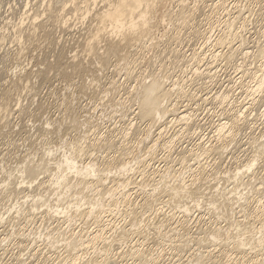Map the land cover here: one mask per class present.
Wrapping results in <instances>:
<instances>
[{
  "label": "bare ground",
  "instance_id": "1",
  "mask_svg": "<svg viewBox=\"0 0 264 264\" xmlns=\"http://www.w3.org/2000/svg\"><path fill=\"white\" fill-rule=\"evenodd\" d=\"M101 1L103 2V5L104 4L105 5L102 8L99 7V9H97V12L93 14L95 20L98 23L96 28L97 30L94 29L96 33L93 34L92 37H94L95 39L97 35H101V32H104L107 33L108 40L105 44L106 46L104 45L105 48L102 53L96 51L95 49H93V47H91L90 50L91 51L95 50V53L97 54V56H99L100 60L98 63H100V65L99 64L97 65H99L100 67H105V66L107 67V64L111 63L115 58H117L116 56H119L120 59L119 58H118L119 60L117 59L119 62L120 60L121 61L123 60L125 62V64L123 63L124 65L123 68H125L126 78L134 77L133 79L134 81H136V84L132 83V86L130 84V86L128 87L130 89L128 90V92L126 91L128 93V100L132 98L133 101L131 103V105H133L132 106L133 109L132 110L130 109V111H132V113L135 114L133 115L136 117L135 121H137L138 119L142 121V123L145 122L146 125H148L147 129L145 130L147 131V134L145 133V138L144 140L142 139L146 143L145 139L146 137L147 138L151 137L150 135L152 134V129L154 126H156V123L158 125L164 117H166L168 114L171 115V112L173 110L176 113L178 111L177 107H179L178 105L180 104V102L179 104L177 102L180 100L182 101V99H184L187 95H193V91L191 92L189 90L190 89L189 87L188 88L185 87L187 86V82H186L187 79L186 80L183 79H185L186 76H184L183 79L181 78V80L179 79V77H178L179 80L178 79L174 80L176 77L174 79L171 78L174 81L172 80V83L170 84L168 82L170 81L169 77L171 76L168 75L169 77L167 78V76H164L166 75L165 73L162 75L163 76L162 78H158V77L156 78V76L152 77V74L155 75V72L152 73L153 72L152 69L154 68V66L152 68L150 61H152V65L156 64L153 62V60L150 61L148 60L151 67L147 66V68L142 69V71L138 69L140 68V66H138L139 54L141 51H143L142 49L150 41L147 40L146 38V36L149 35L150 30H152L151 28L152 17L151 15H148L149 10H151V7L157 3L156 2L157 0H101ZM193 1L195 2H193V4L189 5L188 7L186 4L183 5L184 8L182 6L183 10L181 8L182 14H180L181 19H179V17L177 18L178 21H182V22H180V24L177 23L176 27L178 26V24L179 26H184L188 24L191 28L190 32L195 40V43L193 42L194 43L193 48H191L193 50L192 51L193 53L191 52L192 53L191 57L190 55L189 56L187 55L186 57L188 59L190 57L189 59L190 61L188 59L187 60L189 62L192 61L191 63H193L192 65L193 72H191L192 70L190 71L192 73V76L190 78L192 79L191 80L192 83L190 84L195 85L194 87L196 90V94L194 95L198 97V101L203 102L201 104H204L206 101L210 100L211 103L213 104L212 107L214 106L216 107V108L214 107L215 109L214 113H216V116L220 115L219 119L217 117L218 119L217 124L213 126L214 136L213 135L212 136L215 137L214 143H210V145H207V140H208L207 139L206 143L204 141L202 143L196 144V146L188 147V149L185 148L183 151L181 150L182 152L179 151L181 153V160H182L181 161L182 166L179 170H175V168L173 170V167L171 166L172 163L169 165L166 162L167 165L166 168L164 167L165 170L161 172L160 169L158 170L159 175H161L160 173L163 172L160 177L164 179L166 178L165 179L166 182L164 181L166 185H164L161 182L160 180L161 178L159 179V177H157L159 179V180L156 179L158 180V183H156L157 181L155 182L153 180L155 178H152V180L156 184H160L159 181L162 183L163 187L160 186L161 188L159 187V185L157 186L155 183L153 184L152 181L150 183L149 182L143 183L140 180L141 179L140 178L139 181L142 183H136V185L137 184L140 185V188L139 186L138 187L135 186V188L136 187L139 188L138 198L139 200L140 199L141 200L138 201H139V205H141L142 213L141 212L138 213L139 210L137 208V205H135L137 202L135 201L134 203V198L133 197L131 198L128 192L130 189L129 187L133 184V182L130 181L129 179L130 177L128 175H130L133 171H135V167H137V164L140 163L141 161L140 158H139L140 160L138 161L137 160L135 161L134 160L135 158L131 161L129 159L131 158V153L134 151L135 148L141 150L137 146H139L142 141L138 140L139 141L138 143V141L133 140L132 138L129 139L130 137L128 138L129 135L128 130L125 132V134L120 135L119 138L117 139L113 137L114 135L113 136L106 135L107 137L94 136L95 138L94 137L92 138V135L91 137L86 136L84 138L83 137L72 138V140L69 141L71 145L69 147H66V149L63 150L64 152H62V154L58 153L59 155L57 156L55 155L56 152H54L52 148H48V150H45L43 152V155L40 157L39 160L36 161L32 160L31 162L28 163V165L26 164L27 168L24 171H26V173H28L29 176L35 175L34 178H32L29 182H25L24 180H22V181H18L14 185L10 184V182L7 184L8 189H6L5 191H10V195L19 194L22 193V191L23 192L25 191L22 190L23 188H25L24 186L28 187L29 185L30 187L32 186L31 184L34 183L33 181H36V179L38 180L39 177L42 178L41 175L43 174V172L44 173L46 171L50 172L48 178L46 179L44 178L42 180L40 179V186L44 188L54 189L55 190L54 194H58V195L57 197L54 196L55 199H52L54 202H49V199L47 200L49 203L46 205L44 216L47 219H52V220L54 219V221L64 220L67 223L70 222L71 225L72 223L76 222V220L82 218L83 220L87 218L88 219L92 218L93 219L92 221L93 222L95 221L96 223L95 231L92 230V233H90L89 235L87 234V236L86 234H82L85 229H82L80 232L77 231L79 240L77 241L75 240V242H72L75 246V248H72L73 250L79 249L80 245L85 246V248L87 249L86 255L83 256L82 253L79 254L78 251L73 253L71 249H68L70 252L66 253L67 255L61 258L63 260L61 264H67L69 259L73 260V264H118L119 260L115 258L116 256L115 253L113 254V250L116 249L113 248L114 245L116 244V242H120V243L122 242L123 244L125 243L126 245L130 243H134L133 239H135L136 237H137V239H135L136 243L133 246H131L132 244L130 245V248H132L130 250H131V257L133 258V260L135 258L134 262L138 261V264H162L163 263L162 261L165 258L164 252H166V250L164 251L165 249L164 244L166 241L167 242L171 241L173 242V244L174 242L178 244L177 247L176 246L175 247L176 249L179 248L178 251H180L181 253H183V249L185 250L189 249L190 256L187 257L189 261L188 262L185 261L186 264H209L210 262L212 263V261L213 263H217V264H264V202L262 203V199L264 200V175L260 176L259 175L260 173H258L257 170L258 167H260V165L262 166V164L264 163V0H193ZM50 2L52 3V1ZM91 2L95 4L98 1L92 0ZM183 2L185 1L184 0L181 1V3ZM51 3L47 5H51L52 7L54 4L52 5ZM86 11L88 13L91 12L88 10V8ZM144 11H146L147 14H145ZM171 21L173 20L171 19ZM175 21L177 20L175 19ZM97 31H99V33ZM151 33L149 35L150 37L152 36ZM176 35L178 37L182 36L180 33L179 35L178 34ZM149 36L148 38H150ZM92 37H90V39ZM178 37H176V39L173 37V39L177 40ZM179 39L180 38H178V40ZM90 42L93 43L92 41ZM99 42L100 40L98 41V43ZM180 42L181 41H179V44H176L175 46H172V44L171 46H169L174 51L173 57H175V53H178L179 55L182 56L181 53L184 50H181V48L179 47ZM154 45L155 47L157 46V44ZM128 47L129 48L131 47V50L129 49L128 51L129 53L127 54V56L124 55L125 56L124 57L122 54L120 55V53L126 50ZM145 48L147 49L148 47L146 46ZM95 53L93 52V54ZM157 55L158 53H156V56ZM159 56H157V58ZM162 56L163 55L161 54L160 57ZM169 57H171V55ZM186 58L179 60L181 62L183 61L187 62V60H184ZM75 60L77 59L75 58ZM173 60H175V58H173ZM118 61L116 62L117 65H119ZM176 61L178 60L176 59ZM181 62L179 64L183 65V63ZM140 63L142 62L140 61ZM163 63L165 64V61ZM79 64L80 62L76 63L75 65L79 67L80 66ZM230 68L234 69V71L237 73V77H233L230 75L229 70L232 71V69ZM160 74L161 73H159V75ZM156 75L158 74L156 73ZM150 76L152 78H149ZM190 79H188V81ZM226 82L227 83L229 82V84L228 86L225 87L224 84ZM185 83L186 85H184ZM205 90L209 91L207 93H209L210 96L206 93L209 97L207 96L206 98H204V96L202 95V92H204ZM174 96L175 98H177L175 99L176 100L174 102L175 104H173V106H170L171 104L167 105V103H169L170 101V98L172 100ZM188 97L190 98V96ZM206 104L208 105V102H206ZM198 105L200 104L198 103L196 106ZM204 106L206 105H203V107ZM175 108L177 111L175 110ZM182 110L183 109H181V111ZM206 110H209V108L208 109L206 108ZM174 111L172 113H174ZM185 111L186 110H184V112ZM184 112H182L183 114L180 113L181 116L179 117L177 116L175 120L183 122L187 124L186 126H188L189 122L193 120L191 119V114H190L192 111L191 112L187 111L188 113L187 112L184 113ZM73 113L77 116L76 110ZM168 122L169 120H167L166 123ZM180 122L179 124H181ZM205 122L208 123L207 121ZM205 122H203V124H205ZM133 123L131 124L132 127L136 125V122L134 125ZM162 123H160L159 125H161ZM173 123L176 124L175 121ZM199 124L200 123H198V125ZM200 126L201 125H199V127ZM188 127L191 126L189 125ZM194 127H196V124ZM182 129L185 130L186 128H182ZM190 131L188 130V132ZM245 132H247V136H248L247 137L248 140L246 142L247 147L245 149V151L248 154L247 157L248 159L247 161L246 160L244 161H246L247 164L245 165L244 163L240 165L238 164L236 168L233 169L234 170L233 172L230 169L231 173L229 171L228 172L223 171L221 168V162L224 161L223 159L227 154L228 150L230 148L233 150L232 148L233 141L238 140L240 135ZM193 134H197V133H193ZM132 135H135L134 132L131 134V136ZM174 137L177 138L176 135ZM175 138L165 140L164 144H163V140L161 141L163 147L164 145L166 146L165 150H168L167 147L169 146L171 147L173 145V143L175 142ZM149 139L151 140V138ZM153 139L156 138L154 137ZM161 139H158V141ZM211 140L209 142H211ZM152 141L150 143H152ZM158 141H154L153 144L149 145L151 146V150L153 151L152 153L157 152L155 149H157L158 147ZM235 145L236 144H234L233 146ZM159 147L161 148V146ZM241 147L243 149V146ZM231 149L230 151H232ZM99 150L104 152L105 151L107 152V150H111L112 154L109 153L110 155H106L107 153H105L106 156L102 160L104 162L101 163L99 162V160L104 155L102 157H99V155L96 156L97 153L94 154L96 151L98 152ZM148 151H149V147H148ZM140 153L142 154V156L140 155L141 157H144L143 154L146 155V152L144 151L143 153V150H141ZM148 154L146 157H149ZM211 155H213V159H215L213 161H215L217 166L215 169H212V171H209L208 170L209 168H207L206 166L205 160H207V157ZM151 156H153L152 157L153 159L154 155L152 154ZM245 158H241V159H245ZM136 159H138L137 155H136ZM166 160L167 159H165V161ZM169 160L170 159H168L167 161ZM142 161H144V158H142ZM170 161L172 162V160ZM241 162H243V160ZM106 167L110 169H107ZM145 167L147 168V166ZM150 167L149 169L147 168L149 171H150ZM229 168L227 169L229 170ZM107 170L108 173L110 171L114 173V177L112 175L113 178L111 176L109 177L110 182L109 181L107 182V180H109L108 175L110 173L107 176L104 175V172ZM156 173L157 172H154L152 173V175L153 174L156 175ZM223 173H225L226 175ZM142 174L140 175L144 177L146 176V174L145 175ZM133 175H132L133 178L131 180H133L136 177L135 175H134L135 177ZM221 175L222 176L225 175L224 177H226L230 181L232 180V183L234 185V187L232 186L234 188L233 191L231 190V192L230 191L226 192L228 191L225 190L228 185L224 186V183L226 181H224V183L223 181L221 182L223 183L222 187L220 188L216 187L217 190L214 189L216 192H213V190H211L213 189V187L215 188V185L217 186L219 184L220 180H222V179L220 180L218 179L219 177H222ZM216 177L219 180V182L217 184L213 183L214 186L212 185L213 186L212 187L211 180L213 181V179ZM226 178L224 180H226ZM217 179L215 180L218 181ZM135 180L137 181V178L134 179L133 181ZM147 180L149 181L151 179L147 178ZM23 182L25 183L23 184ZM227 182L229 183V181ZM205 184L206 185L209 184L211 186L210 187L208 185V188L210 187L211 189L210 188L209 189L212 192H210V190L207 188ZM230 184L231 182L229 183V185ZM202 187H204L205 189L207 188L206 190L207 191L209 190L208 192L210 193L208 194L206 190H204L205 192L204 193L202 191L203 189ZM230 189L232 188L230 187ZM103 190H105L107 194V200L106 199L102 200V198L105 197L106 195L101 196L100 193L98 195L101 196L102 198L98 197V199L100 198V200H98L97 198L93 200L97 195V193ZM88 191L89 192L93 191V193L95 192V195L91 192V195H94V197L92 196L93 199H90L92 197L89 198L88 194L90 195V193ZM255 191L257 195L258 193L262 194V197L260 196L261 199L256 198L257 195L254 194ZM105 192L102 193L105 194ZM133 192L135 193V191ZM250 192L251 193L253 192V194H251ZM166 195H168L170 199L173 198V200L168 201L169 198L166 199L165 198ZM25 196L27 199H29L30 196L32 195L25 194ZM177 198L178 200H176ZM174 199L176 200V202H174L175 201ZM31 200L32 201L29 204V210L22 211V213L24 214L29 212L30 218H27L29 222L34 221V219L37 217L36 214L38 213L40 214L43 212L40 211L41 207H39L40 205H38V202H36L34 198H31ZM251 200L260 202L258 203L259 205L257 204L258 206L256 207L258 208L256 210L255 208L254 210L251 211L247 209L249 208L248 206L250 205ZM44 201L46 202V199ZM203 202H206V205ZM202 204L205 205L206 207H203ZM133 205L136 206L138 210V211L136 210L137 212L133 210L135 209ZM201 206L204 209H207L208 211L207 213L211 215L210 218L208 217L210 221L206 227L201 226L202 225L201 223V225H199L200 227L197 226L199 227L197 231L194 230L192 231L191 228L194 226L190 228L189 225V219H190L189 217H191L190 214L192 212L191 209H194L193 207H196V209L198 207L201 208ZM114 207L117 210V211L115 210L116 213L120 212L118 211L120 207L121 208L120 210H123L122 208H127L128 210L130 209L132 214L134 212L135 215L138 214V216L136 215L137 216L136 217L135 215H133L136 217L137 222L134 219H131L133 220V222L128 221V223H125V225H123L122 227H118L117 230H115L114 234L110 235L107 234L109 231H107L106 228H108V230H111L110 228H113L114 230V227H112L113 220H111L112 221L111 223L106 224L105 222H108L109 220L104 221L105 220L104 217L106 216L107 213L113 211ZM127 209L126 211H128ZM236 209H239L240 211L238 212ZM178 210L181 213V218H179V216L176 215ZM216 210L219 213L215 215L214 213H217ZM115 211L113 213L111 212V214H114ZM241 211L242 213H240ZM129 213L126 214L125 212L126 215H128ZM238 213H240L241 215L240 214L237 215ZM108 215L110 214H107V216ZM175 216H177L178 218ZM129 218H132V216H130ZM191 219L193 218L191 217ZM222 221H224L225 224H222L221 223ZM84 222L86 223V221ZM197 224H199V222ZM116 226H119V224L118 225L116 224ZM46 229H48V227ZM52 231L54 230L50 229L47 231V233L45 232L47 234L45 235L48 240L50 239V237L55 238V236L52 235L53 234ZM32 232L33 231L31 230L29 234L23 233V235L25 237L27 235L31 236ZM154 233H157V235L160 234L161 236L160 238L158 237L159 239L157 238V236L155 237L157 239V244H158L157 248L155 247L152 248L150 247L151 245L149 246L150 248H146L147 246L146 242L150 238V234H154ZM58 241L59 240H57V243ZM219 241L223 246H221L222 249H219L216 252L215 250L217 249H211L210 246L214 245L211 243L216 244L217 242L219 243ZM70 243H71L70 241L69 242L64 241L63 243L60 244L58 243L60 246H56L52 242L47 241L48 247L50 245L58 248L63 247L62 250L64 249L67 250V248L71 245ZM71 246L74 247L73 245ZM76 246H78L79 248H77ZM126 252L124 253L125 255ZM129 252L127 253L129 254ZM176 252L177 251H175V254ZM176 255H178V253ZM59 256L60 255H58L57 257ZM118 257L121 256L118 254ZM178 257L180 258L176 259L174 255L175 259H171L173 260L172 264H185L184 262H181V260L183 261V259L181 258L182 255Z\"/></svg>",
  "mask_w": 264,
  "mask_h": 264
},
{
  "label": "rangeland",
  "instance_id": "2",
  "mask_svg": "<svg viewBox=\"0 0 264 264\" xmlns=\"http://www.w3.org/2000/svg\"><path fill=\"white\" fill-rule=\"evenodd\" d=\"M50 1H52V3ZM68 1L69 0H0V264H61V262L63 261L61 258L66 256L67 255L66 253L70 252L68 249H71L73 251V253L78 251L79 254L82 253L83 256L86 255L87 249L85 248V246H82V245L79 246V244H78V246L80 248L78 246H76L79 249L73 250L72 248H75V246L72 242H75V240L76 241L79 240L78 239V237H79L78 232H80L82 229H85L82 234H86V236H87V234L89 235L90 233H92V230L95 231L96 223H95V221L94 222L92 221L93 220L92 218H90V219L87 218L85 220H83V218L78 219V220H76V222L72 223V225H71L70 222L67 223L64 220L54 221V219L53 220L47 219L44 216L45 215L44 211L46 209V205L49 202H54L52 199H55V197H57V195H58V194H54L55 193L54 189L44 188V187L40 186V179L42 180L44 178L45 179L48 178V175L50 174V172H47V171L45 173L43 172V174L41 175L42 178L39 177L38 180L36 179V181H33L34 183L32 182L33 183V184H31L32 186L29 187V185H28L29 188L24 186L25 188H23L22 190H25V191L24 192L22 191V193L10 195V191H5L6 189H8L7 184L9 182H10V184L14 185L18 181L24 180L25 182H29L32 178H34L35 175L29 176L28 173H26V171H24V170L27 168V165L29 162H31L32 160H34V161L39 160L40 157L43 155V152L45 150H48V148H52L54 150V152H56L55 155L57 156L59 154H62V152H64L63 150H65L66 147H69L71 145V143L69 141L72 140V138H81V137L84 138L86 136L91 137V135H92V138L94 136L95 137H101V136L107 137L110 135L111 136L114 135L113 137L117 139V138H119L120 135L125 134V132L128 130V134L130 135V136L128 135V138L130 137L129 139L132 138L133 140H136V141H138V140L142 141L140 143V145L138 144L141 147H139V146H137V147L139 149L143 150V153H144V151L146 152V155L143 154L144 157H141L142 156V154L140 153L141 150H138L137 148H135L134 151L132 152L133 154L131 153V158L129 159L130 161L133 160L134 158H135L134 159L135 161L136 160L138 161L141 159L140 163L137 164L138 168L135 167V171H133L134 173L133 172L131 173L132 175L134 174L136 176L135 177L133 175L135 177L134 179L137 178L138 182L136 180L133 181L134 179L131 180L133 178L131 174H130L131 176L128 175L130 177L129 178L130 181L133 182V184L129 187L130 189L128 192L130 194V197L134 198V203H135V201L137 202L135 205H137V208L139 211L137 210L135 205H133L135 207V209H133V210H135V211L137 210L138 213L139 212L142 213L141 205H139V201L141 199L139 200V198H138V191H139L138 189L140 188V185L139 184L136 185V183H142V182L143 183H148V182L150 183L152 181L154 184L156 181H157L156 183H158V180L161 178L160 179L161 182L164 185H166V183H165L166 178L164 179V178L160 177L163 172L160 173L161 175L158 174L159 169L161 172V171L165 170L164 167L166 168L167 163L169 165L172 163L171 166L173 167V170H174V168H175V170H179L182 166V163H181L182 160H181V153L180 152H182L185 148L188 149V147L196 146V144L202 143L204 141L206 143L207 139H208L207 145H210V143L215 142V139H214L215 137H213L214 136V132H213L214 127L213 126L217 124V121L220 118V115L216 116V113H214L215 112V109H214L215 106L212 107L213 104L211 103L210 100L206 101V102H208V105L206 104V102L204 104H201L203 102L198 101V97L196 95H194V94H196V90L194 87L195 85L190 84V83H192L191 82L192 79H190V78L192 76L191 72H193V66H192L193 63H191L192 61L189 62L190 61L189 59L191 57V54L193 53L192 52L193 50L191 48H193L195 40H194L193 35L190 32L191 31L190 26L188 24H186L184 26H179L180 22H182V21H178V19H177L178 17H179V19H181L180 14H182V10L184 8L183 5L186 4L188 7L189 5L193 4V2H195V1L184 0L185 2H183L184 3L183 4V3H181V1H183V0H157L156 1L157 5L155 4L154 6L151 7V10H149L148 15H151V17H152V20H151L152 21V23H151L152 30H150V33L152 32L151 37L153 39L149 36L150 33H149V35L147 34L151 39L148 38V36H146L147 40H150V41L148 44H146V46L148 48L146 49L145 48L146 46H145L142 49L143 51H141L139 54L138 63L140 65L138 64V66H140V68H138V69L142 71V69H146L147 66H149V67L152 66V68L154 66V68L152 69L153 70L152 73L155 72V75L152 74V77L156 76V78L157 77L162 78L163 77L162 75L165 73L166 75H164V76H167V78H168L169 77L168 75H170L171 76V77H169L170 81L168 79L169 84L172 83V80L175 77L176 78L174 80L178 79V77L181 80V78L183 79L184 76H186L185 79H183V80L187 79V81H186L187 86H185V87L186 88L189 87L190 88L189 90L191 92L193 91L194 96L193 95H187L184 99H182V101L181 100L178 101L177 102L178 104L180 102L179 105L177 104L179 107H177V105H176L178 111L175 108V110L177 111L176 113L174 110H173L174 113H172L173 111L172 112L170 111L171 115L168 114L166 117H164L166 119L163 118L162 121L159 120L160 123H162V122H164V123L159 125L160 123L158 122L159 126L156 123V126H154L152 129L153 135L151 134L150 135L151 137H148V138L146 137V139H145L146 143L143 140L145 138V133L147 134V131H145V130L147 129L148 125H146L145 122L142 123V121H140L138 119H137L138 122L135 121L136 117L133 116L135 114H133L132 111H130V109L131 110L133 109V107H132L133 105H131V103L133 101H132V98H130L128 100V93L127 92L130 89V88H128L130 86V84H131V86H132V83L136 84V81H134V79H133L134 77L126 78L125 68H123L124 67L123 63L125 64V62L123 60H122L123 62L121 60L119 62L118 61L120 59L119 56H116L117 58H115L111 62L112 64L111 63L107 64V67L106 66L100 67L99 66L100 63H98L100 60L99 56H97V54L95 53V50L102 53L104 51L105 46H106L105 44L108 40V38H107L108 35H107V33H104V32H101V35H97V37L95 38L96 40L94 39V37H92L93 34L96 33L95 30H97L96 28H97V23H98L95 20L93 14H95L97 12V9H99V7L102 8L105 4L103 5V2L101 0H97L98 2L95 4H93L91 2L92 0H87V1L86 0H70L69 2ZM49 3H51L52 5L54 4V5L51 7V5H47ZM75 3H76V5H75ZM57 4L58 5L60 4L59 6L61 8ZM49 6H50V8H49ZM182 6H183V8H182ZM56 7H58V8H56ZM45 8H46V10H45ZM87 8L91 12L88 13L86 11ZM91 8H92V10H91ZM181 8H182V10H181ZM75 9H76V11H75ZM40 11L43 13V15ZM144 13L147 14L146 11H144ZM144 13H142V14H144ZM166 13H168V14H166ZM27 16L29 19L27 18ZM34 16H36V17H34ZM38 16H40V17H38ZM83 16H86V17H83ZM174 18L177 21H175ZM171 19L173 21H171ZM170 22H173V23H170ZM174 23H175V25H174ZM177 23H179V24L176 27ZM178 27H180V28H178ZM173 29H175V30H173ZM170 30H171V32H170ZM97 32L99 33V31H97ZM181 32H183V33H181ZM175 33L178 35L180 33L182 36L178 37ZM172 35H175V36H172ZM90 37H92V38L90 39ZM173 37L175 39H176V37H178L181 40L180 39L178 40V38H177V40H174ZM184 39H185V41H184ZM93 40H95V41H93ZM99 40H100V42L98 43ZM90 41H92L93 43H91ZM168 41H169V43H168ZM179 41H181L179 47L181 48V50H184L181 53L183 57L181 55H179L178 53H175V57H173L174 51L169 46H171V44H172V46H175L176 44H179ZM149 44H150V47H149ZM154 44H157V46L155 47ZM91 47H93V49H95V50L91 51L90 50ZM129 49L131 50V47L130 48L128 47L126 50L121 52L120 55L122 54L123 56L124 55L127 56V54L129 53L128 52ZM190 49H191V51H190ZM163 51H165V52H163ZM93 52L95 54H93ZM156 53H158L157 56H159V55L161 56V54L163 56L162 57L159 56L157 58ZM184 54H186V55H184ZM170 55H171V57H169ZM187 55L188 56L190 55L189 59L186 58ZM154 57L156 60L154 59ZM172 57L175 58V60H173ZM176 57H178V58H176ZM75 58L77 60H75ZM171 58H172V60H171ZM183 58H186L184 60L188 59L189 61L187 60V62H185V61L181 62L180 60H182ZM157 59H159V60H157ZM176 59L178 61H176ZM116 60L119 62V65H117ZM148 60L149 61L153 60V62L156 64L153 63L154 65H152V61H150V63H151V66H150ZM75 61H76V63L80 62L79 67H77L75 65L76 64ZM140 61L142 63H140ZM164 61H165V64L163 63ZM179 61L181 63H183V65L179 64L180 63ZM97 64H99V65H97ZM114 64H116V65H114ZM160 64H161V66H160ZM171 64H173V65H171ZM163 65H164V67H163ZM83 66H84V68H83ZM183 66L186 68H184ZM117 68H118V70H117ZM230 69H232V68H230ZM161 71H163V72H161ZM229 71H230L229 73L231 76L237 77V73L234 71V69H232V71L234 73L231 70H229ZM158 72L161 73L160 74L161 76L159 75ZM156 73L158 75H156ZM232 73H233V75H232ZM112 77H114V78H112ZM152 77L150 76L149 78H152ZM164 78H166V77H164ZM171 78H173V79H171ZM188 79H190L189 80L190 82L188 81ZM115 80H117L118 82ZM94 83H95V85H94ZM127 84H129V85H127ZM228 84H229V82L228 83L226 82L224 84L225 87L228 86ZM184 85H186V83ZM105 88H106V90H105ZM204 92H202V95L204 96V98H206L208 95L210 96V94L207 93L209 91L205 90ZM102 95H103V97H102ZM188 96H190V98ZM125 97H127V98H125ZM195 97H197V98H195ZM175 99H177V98H175V96H174L172 98V100H173V102H172V100L170 98V101L168 100L169 103H167V105L171 104L170 106H173V104H175L174 102L176 101ZM198 103L200 104V105H198L199 107L202 106V107H200V109L198 106H196ZM187 105H188V107H187ZM203 105H206V106L203 107ZM180 106H182V107H180ZM206 108L207 109L209 108V110H206ZM181 109H183V110L181 111ZM191 109H193V110H191ZM75 110L77 112V116L73 113ZM184 110H186V111L184 112ZM200 110H201V112H200ZM187 111H189V112L192 111L190 114H191V119H193L194 121L191 120L190 121L191 123L189 122V124H188V126L190 125L191 127L186 126L187 124H185L183 122L175 120L177 118V116L179 117V116H181V114H183L182 112L186 113ZM206 113H208L209 115ZM197 114H198V116H197ZM199 114H200V116H199ZM210 114H213V115H210ZM217 117H218V119H217ZM172 119H173V121H172ZM167 120H169L168 123H166ZM170 120H171V123H170ZM213 120H214V122H213ZM174 121L176 124L173 123ZM196 121L198 123H200L199 124V125H201L200 127ZM205 121H207L208 123H206ZM131 122L132 123L134 122L133 125L136 122V125L133 126L134 128L131 126V124H132ZM139 122H141V123H139ZM179 122L181 124H179ZM203 122H205V124H203ZM195 124H196V127H194ZM181 126H183V127H181ZM182 128H186V129L184 130ZM187 129L189 131L191 130L192 133H191V131L188 132ZM194 130L195 131L198 130V131L195 132ZM160 131L163 133H161ZM179 131H180V133H179ZM247 131H249V130H247ZM133 132L135 135L131 136V134ZM186 132H188V133H186ZM193 133H197V134H193ZM245 133H242L238 140L233 141V144H232L233 150L231 148L230 149L234 152L230 151V149H229L227 154L225 155V157L223 159L224 161H222L223 164L221 162V168L223 171H225V172L229 171L231 173V170L233 172L234 171L233 169H235L238 164L239 165L243 164V163H244V165L247 164L246 161L248 159L247 158L248 154L245 151V149L247 147L246 142L248 140L247 139L248 136H247V132H245ZM181 134H182V136H181ZM175 135L178 139L174 137ZM154 137L157 140L153 139ZM157 137H159V138H157ZM149 138H151V140ZM171 138H175V142L172 145L173 147L169 146L171 149L172 148L173 149L171 150L169 147H167L168 150H165L166 146L164 145V147H163L164 141L169 140ZM152 139H153V141H152ZM158 139H161V140L158 141ZM180 139H181V141H180ZM213 139H214V141H213ZM162 140H163V144L161 142ZM210 140H211V142H209ZM139 141H138V143H139ZM151 141H152V143H150ZM154 141H158V147H157V149H155L157 152L152 153L153 151L151 150V146H149V145L153 144ZM142 143H143V146H142ZM159 143H161V144H159ZM234 144H236V145L233 146ZM159 146H161V148ZM241 146H243V149ZM148 147H149V151L151 150L150 152L148 151ZM101 150H102V148H101ZM101 150H99L98 152L96 151L94 154L97 153L96 156L99 155V157H102L104 155L99 160V162L102 163V162H104V161H102L103 158L106 155H110L112 153H111V150H107V152L106 151L104 152ZM134 152H137V153H134ZM105 153H107V154L105 155ZM135 154L137 155L138 159H136ZM147 154L149 155V157L153 154L154 158L152 159L153 156H151L149 159V157H146ZM145 157H146V160H145ZM235 157H236V159H235ZM142 158H144V161H142ZM241 158H245V159H241ZM165 159H167V160L170 159V160H172V162L170 160L165 161ZM179 159H180V162H179ZM213 160H215V159H213V155L208 156L207 160H205L206 166H207V168H209L208 169L209 171H212V169H215L217 166L215 161H213ZM242 160H243V162H241ZM244 160H246V161H244ZM146 161H147V163H146ZM187 165H190V164H187ZM145 166H147L148 169L151 166L150 171ZM139 168H141L143 171ZM161 168H162V170H161ZM227 168H229V170ZM107 169H110V168H107ZM140 170L143 172L144 175L145 174H146V176L148 174L149 175L147 177L141 176L140 174H142V172ZM166 170H168V169H166ZM257 170H258V173H260L259 175L263 176L264 175V163L262 164V166L260 165V167H258ZM151 171H152V173L157 172L156 175H154V174L152 175ZM135 172H136V174H135ZM137 172H138V174H137ZM109 173H108V170L104 172V175H106V176L109 174L108 175L109 180H107V182L108 181L110 182V178H109L110 176L112 177V175H113V177H114L113 172L110 171ZM223 174H225V173H223ZM45 175H46V177H45ZM149 176H151V177H149ZM224 176L218 178L219 180L222 179V180H220V182L217 179V177L214 178L213 181L211 180L212 183L210 182L211 186L213 185V183L217 184L219 182V184H218L219 186L215 185V188H214L213 187L214 185H213L212 186L213 189H211L210 188L211 186L208 184L210 186L209 188L211 190H213V192H216L215 191V190H217L216 187L217 188L222 187V184L224 183V181H226V182L229 181V183L231 182L230 185L228 182H227L228 184L226 182L224 183V186H227V185L229 186V187L228 186L226 187L225 190H228L226 192H229V191L231 192V190L233 191L234 185L232 183V180L230 181ZM142 177H143V179H142ZM157 177H159V179ZM147 178L151 179V180L148 181ZM152 178H155V179H153L155 182L152 180ZM225 178H226V180H224ZM139 179L142 182H140ZM156 179H158V180H156ZM215 179H217L218 181H216ZM144 181H146V182H144ZM206 181H207V179H206ZM222 181H223V183H221ZM25 182H23V184ZM161 182L159 181L160 184H156V183L155 184L157 186L159 185V187L160 186L163 187ZM255 183H257V182H255ZM23 184H21V185H23ZM26 185H27V183H26ZM208 185H206L207 188H208ZM135 186H137V187L139 186V188H137V187L135 188ZM206 186H204V187H206ZM204 187H202L203 192H204V190L207 189V188L205 189ZM230 187L232 189H230ZM211 190H210V192H212ZM133 191H135V193ZM208 191L206 190V192H208ZM91 192L93 193V191H91ZM91 192H89L90 195L88 194L89 198L92 196L94 197V195H95V192L93 193L94 195H91ZM102 192H105V190L98 192V193L96 192L97 195L95 196V198L93 199V197H92L90 199L95 200L96 198L98 199V197L106 195L105 197H103V198L101 197V198H102V200H104V199L107 200L106 192H105V194ZM131 192H132V194H131ZM210 192H208V194ZM99 193L101 196L98 195ZM25 194H28V195L31 194L32 196H30V198L27 199ZM251 194H253V192ZM254 194L257 195L256 191ZM260 194L261 193H258L257 196H259V197L256 196V198L261 199L262 194L261 195ZM31 198H34L35 201L38 202V205H40L39 207H41L40 211L41 212L43 211L42 212L43 214L38 213L39 214L38 215L35 213L37 217L34 219L33 222H31V221L29 222L27 219V218H30L29 212H27L25 214L22 213L23 210H29V204L32 201ZM165 198L166 199L169 198L168 201L173 200V198L170 199V197L168 195H166ZM45 199H46V202L44 201ZM48 199H49V202L47 201ZM98 200H100V198ZM176 200H178V198ZM176 200L174 202H176ZM250 202L251 203L248 206L249 208H247L250 211L254 210V208L256 210L258 208L256 206H258L259 205L258 203H260L258 201H254V200H251ZM263 202H264V200L262 199V203ZM172 203H173V201H172ZM203 203L206 205V202H203ZM205 205L202 204L203 207H206ZM202 206H201V208H203ZM139 207H140V209H139ZM193 208L194 209H191L192 212L190 214V216L193 219H191V217H189L191 219V220L189 219V225H190V228L192 226H194L191 228L192 231L193 230L197 231V229H199V227H200L199 225H201V223H202L201 226H204V227L207 226V224L210 221L209 218L211 217V215L209 213H207L208 212L207 209H204V208L201 209L199 207L197 209H196V207H193ZM207 208H208V206H207ZM113 209H114L113 211H110L109 213H107L110 215L107 216V214H106V216L104 217V219H105L104 221L109 220L108 222H105L106 224L111 223L112 222L111 220H113L112 227H114V230H113V228H110L111 230H108V228H106V230L109 231L107 234H110V235L114 234L115 230H117L118 227H122L123 225H125V223H128V221L133 222V220H131V219H134L135 221L137 220L136 217L138 216V214H136L137 216L135 215L134 212L132 214L130 209L128 210L127 208H122L123 210H120L121 208L119 207L118 211H120V212L123 211V212H121V213L117 212L118 214L116 213V211H117L116 208L114 207ZM124 209H125V211H124ZM126 209L130 213L128 211H126ZM204 210H206V211H204ZM236 210L238 212L240 211L239 209H236ZM114 211L116 214L115 213L111 214V212L113 213ZM125 212H126V214L129 213L130 215L129 214L126 215ZM216 212L217 213H214L215 215L219 213L217 210H216ZM141 213H140V215H141ZM240 213H242V211ZM240 213H238L237 215H239ZM41 214H42V216H41ZM133 215H135L136 217ZM176 215L179 216V218H181V213L179 212V210L177 211ZM128 216L129 217L132 216V218H129ZM177 216H175V217H177ZM203 218H205V219H203ZM87 220H88V222H87ZM84 221H86V223ZM206 221H208V222H206ZM115 222L117 225L119 224V226H116ZM198 222H199V224H197ZM30 223H32V224H30ZM61 223H62V225H61ZM221 223L225 224L224 221H222ZM50 225H52V226H50ZM197 226H199V227H197ZM47 227H48V229H46ZM50 229L51 230L53 229L55 231V232L52 231V233H53L52 235L55 236V238L50 237V239L48 240L46 237V235H47L46 233ZM31 230L33 231L31 233V236L27 235L28 237L27 236L25 237L23 235V233L29 234L31 232ZM56 230L57 231L59 230V231L57 232ZM74 230L76 233L74 232ZM156 236H157V238L161 237L160 234L157 235V233L150 234V238L153 237L154 239L149 238L147 240V242L145 241L146 245H147L146 248H150V247L157 248L158 244H157V239L155 238ZM53 239L56 242H54ZM135 239H137V237ZM135 239H133L134 243H130L127 245L125 243H124L125 244L124 245L122 242L121 243L116 242V244L113 247V248H116L113 250V254L115 253V255H116V256L114 255L115 258H117V260H119L118 264H120V263L121 264H135V263L138 264V261L134 262L135 258L133 260V258L131 257V250H130V249H132V248H130V245L132 244L131 246H133L136 243ZM57 240L60 241V242L58 241L59 244L63 243L64 241H66V242L70 241L71 242L70 244L73 245L74 247H72L70 245L71 247L69 246L67 248V250H65V249L62 250L63 247L58 248V247H53L51 245H50L51 247L50 246L48 247L47 241L52 242L56 246H60L57 243ZM154 241H156V242H154ZM163 244H164V242H163ZM211 244H214V245H211L210 248L211 249H217V250H215L216 252L219 249H222L221 246H223V245H221L220 241H219V243L217 242L216 244L215 243H211ZM217 244H218V246H217ZM177 245L178 244H176L175 242H174V244L171 241L165 242L164 251L166 250V252H164L165 258L163 259L162 264H172L173 260H171V259H175L174 255H175L176 259L180 258L178 256L182 255L181 258L183 259V261L181 260V262H184L185 264H186V262L189 261L187 258L188 256H190L189 249L188 250L183 249V253H181L180 251H178L179 248L176 249ZM171 246H172V248H171ZM217 247H219V248H217ZM66 251H68V252H66ZM126 251L129 252V254ZM175 251H177L176 254L178 253V255L175 254ZM125 252H126V255L124 254ZM179 252H180V255H179ZM57 254L60 255L61 257L60 256L57 257L58 256ZM118 254L121 257H118ZM124 257H125V259H124ZM167 259H168V261H167ZM185 259H187V260H185ZM164 261H165V263H164ZM67 264H73V260L69 259ZM209 264H217V263H213V261H212V263L210 262Z\"/></svg>",
  "mask_w": 264,
  "mask_h": 264
}]
</instances>
